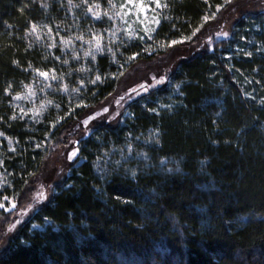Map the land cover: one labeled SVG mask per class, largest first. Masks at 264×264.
I'll use <instances>...</instances> for the list:
<instances>
[{"label": "trees", "instance_id": "1", "mask_svg": "<svg viewBox=\"0 0 264 264\" xmlns=\"http://www.w3.org/2000/svg\"><path fill=\"white\" fill-rule=\"evenodd\" d=\"M80 3L0 0V197L21 198L68 141L80 149L49 201L0 250V264H264V10L240 3L229 39L174 63L124 119L82 140L74 126L115 93L119 72L165 55L162 42L203 24L196 38L209 26L203 17L231 2L164 0L153 43L115 46V60L85 67L35 35L75 33ZM52 66L69 92L53 86L54 108L40 120L21 114L14 97ZM97 74L103 82L92 84Z\"/></svg>", "mask_w": 264, "mask_h": 264}, {"label": "rangeland", "instance_id": "2", "mask_svg": "<svg viewBox=\"0 0 264 264\" xmlns=\"http://www.w3.org/2000/svg\"><path fill=\"white\" fill-rule=\"evenodd\" d=\"M244 2H246L245 4H250L249 8L251 9L259 8V11L264 10V0H231V3L225 9L219 10L218 14L215 13L217 15H215V19L209 20L210 23L206 31L204 30L196 38L190 40L188 43H177L168 47V51L165 55L158 57L152 62L139 61L135 63L127 71H124L122 76L120 75L115 93L99 106L85 113L80 122L74 126V135L81 130L82 134H79V136L84 140L89 137L93 126L101 122L111 124L120 119H124L127 115L128 105L167 82L174 63L181 59L188 58L189 55H193L201 49L206 48L212 50L217 43L229 39L233 23L235 19L241 15V13L237 15V8L242 5L240 3ZM126 3L127 0H87V2L81 0L80 6L78 7V10H80L76 12L78 14L79 12L82 13L83 17L78 20L79 26L75 29V33L72 35L69 34V36L60 35L59 37H55L52 31L49 33L48 28H46V33L41 35V37L39 36L38 40L41 43L43 42V44L48 41H50L51 45L55 43V47L51 46L50 50L52 52L56 51L57 47H59L63 55L71 57L72 64L82 63L84 67L89 64H95L99 57L107 55L112 56V53L108 51V46H110L113 51V47L121 46L122 44H135L137 42L151 43L154 40L156 30L150 33L152 36L150 40L148 39V35L144 32V27L147 25L149 28L157 29L159 26L153 22V19H158L161 24L164 7L157 8L154 0H143L145 6L144 11H140L137 8H133L132 5H128V7L133 8V10L125 16L124 13L127 12L128 9L122 8L121 5ZM137 3H139V0H137ZM160 3L163 5L164 0H160ZM96 4L100 5L99 9L95 7ZM113 5H115V7H113ZM90 6L93 11L99 13V19L93 17L92 13L88 11ZM77 13H74V15L71 14V16L75 17ZM109 17L113 18L109 19ZM121 17H123V19H121ZM141 21H144V23H141ZM131 31H135L139 33L140 36H144V39L142 41L138 37L130 39L128 32ZM218 32H228L229 35L226 38L222 36L218 37L216 35ZM94 33L103 35V43L105 45V50L103 52L95 53V60H93L91 56L85 57L84 55V52L89 48V45L85 43V41L91 40ZM113 33H115L114 36ZM35 35H39V33ZM81 35L84 37L83 41L75 39V37ZM61 37L72 38L74 42L72 47L65 48L61 42ZM156 45L157 44H151L149 46L154 47ZM73 47L79 57L78 59L73 58ZM115 59L116 57L114 60ZM54 62L56 64L55 66H57V61L55 60ZM51 69L55 68L52 66L49 70L45 71H50ZM55 70L58 76L57 68ZM153 77H156V79L165 77L166 79L163 83L157 84ZM64 84H66L65 81L61 82L60 79L51 80L49 78L45 80V78L39 76L38 73L34 71L30 82L24 87V92L20 94L22 98L16 100V103L20 104V109L22 108L25 112H30L31 115H33V112L29 110L40 109L41 105L44 104L46 106L44 110H42L40 115L35 116L40 120L49 109L54 108L53 104H47L46 100L48 95L54 94L53 86L59 85L61 88ZM48 85H50V87ZM140 85L148 87V91L144 92L140 88ZM132 89H136L137 91L133 92ZM60 92L66 94L63 87L60 89ZM67 92H69V87ZM32 93H34V95H32ZM121 97H124V99L121 100ZM104 108H108L109 111L103 112ZM96 113L101 114L97 116ZM90 116H95V119L90 120L88 125L85 126L83 121ZM67 143V146L59 147L57 155L51 157V162L53 163H47V166H44L41 173L36 177L35 181L27 187L26 192L21 198L15 199L14 197L4 200V195L0 197V202L5 205V208H0V212L6 217L4 221H2L3 229L0 231V250L4 249L7 242L16 231L23 226L42 205L49 201L51 195L54 193L55 187L63 180V176L68 173L70 165L79 160V147L77 157L72 160L68 159L69 154L76 149V142L73 143L72 141H68ZM2 177L3 174L0 172V181ZM41 191L44 192L46 199L38 201L36 197ZM13 201L16 204L15 208H11V203ZM29 205H31V208H29ZM6 208H10V210L6 211ZM17 220L20 221L19 224H16Z\"/></svg>", "mask_w": 264, "mask_h": 264}, {"label": "snow or ice", "instance_id": "3", "mask_svg": "<svg viewBox=\"0 0 264 264\" xmlns=\"http://www.w3.org/2000/svg\"><path fill=\"white\" fill-rule=\"evenodd\" d=\"M85 2H87V0H85ZM154 2H155V4H156V7H157V8L167 7V6H168L167 4H163V5H162V4L160 3V0H154ZM230 2H231V0H225V3H230ZM128 5H132L133 8H137V9H139L140 11H144V10H145V6H144V3H143V0H139V3H137V0H127V3H126V4L121 5L122 8H127V9H128V11L124 13L125 16H127L128 13L131 12V11L133 10V8H129ZM223 6H224L223 4H218V5H216V11L218 12ZM95 7H96L97 9H99V8H100V5H99V4H96ZM113 7H115V5H113ZM21 11H23V9H21ZM88 11L92 13L93 17L99 19V13L93 11V9H92L91 6L88 8ZM112 18H113V17H109V19H112ZM137 18H138V17H137ZM121 19H123V17H121ZM210 19H215V13H212L211 15H206V16L203 17V20H204L205 22H207V21L210 20ZM153 22H154L157 26H159V24H160V21H159L158 19H155V18L153 19ZM141 23H144V21H141ZM201 28H203V24H201V25H199L198 27H196V28L192 31L191 35H189V36H183V37H181L179 40H175V39H173V40L168 41V42H162V43L159 45V47H161V48H164V47H171V46H173V45H175V44H177V43H184V42H186V41H189V40H191L192 37L196 36V34H197L198 32H200ZM31 30H32V32H36V30H37V25H36L35 23H32V25H31ZM155 30H156L155 28H149L147 25H145V27H144V32H145L146 35H148V39H150V40L152 39V36L150 35V33H151V32H154ZM48 31H49V33H51V31H52L51 28H48ZM114 35H115V33H113V36H114ZM216 35H217L218 37H221V36H222V37H225V38H226V37H228L229 33H228V32H218ZM128 36H129L130 39L133 38V37H138L141 41L144 39V36H140L139 33L135 32V31L128 32ZM37 38L39 39V35H37ZM75 39H77V40H82V41H83V40H84V37L81 35V36H77V37H75ZM103 39H104V37H103L102 34H99V35H98V34H95V33H94L93 36H92V39H91V40H87V41H85V43H87V44L89 45L88 50H86V51L84 52L85 57L91 56L92 59L95 60V59H96L95 53H96V52H103V51L105 50V45H104V43H103ZM61 42H62V44L64 45L65 48L72 47V45H73V43H74L72 38H64V37H61ZM51 46H52V47H55L56 45H55V43H53ZM72 50H73V58H74V59H78L79 57H78V55H77V53H76L74 47H73ZM108 51L111 52L113 58H115V55H116V54H115V52L112 51V48H111L110 46H108ZM144 51H148V49L145 48ZM140 54H141L140 52H135V53H133L130 57H128V60H132V61H134V60H135ZM247 55L250 56L251 53H247ZM56 59L59 60L60 57L57 56ZM14 63H17V64H18L19 62H18V61H14ZM63 63H64V64H67V63H69V61H68V60H64ZM120 67L123 68L124 65L121 64ZM79 71H86V69L81 68V69H79ZM36 72L38 73L39 76L45 78V80H47V79H49V78H50L51 80L63 79L62 76H61V77H58V76L56 75V70H55V69H51L50 71H41L40 69H36ZM123 74H124L123 72H119V75L122 76ZM153 79L156 80V83H157V84H160V83H163V82L165 81L166 78H165V77H161L160 79H156V77H153ZM90 82H91L92 84H96L97 82H101V83H102V82H103V78H102L101 75L97 74V75L95 76V79L91 80ZM80 83L83 84L84 81L81 80ZM48 86L50 87V85H48ZM62 87H63V90H64L65 92L68 91V85H67V84H64ZM177 87H179V85H177ZM10 88H11V85H9V86H8L7 88H5V90H4L5 93L8 94V95H11ZM140 88H141L144 92H147V91H148V87H146L145 85H140ZM73 91H74V92H79V88L73 89ZM132 91H133V92H136L137 90H136V89H132ZM137 94H139V93H137ZM32 95H34V93H32ZM21 98H22V97H21L19 94H17V95L14 97L15 100H19V99H21ZM120 99L123 100L124 97H121ZM51 103H52V101H50V100L47 101V104H51ZM262 103H264V101H262ZM81 106H83V107H88V105H87V104H84L83 102H81V104H78V105H77V107H81ZM45 107H46V106H45L44 104H42L40 109H31V110H29V111H32V112H33V116L35 117V116L40 115L41 112H42V110H44ZM55 107H56V108H59L60 105L57 104V105H55ZM108 111H109L108 108H104V109H103V112H108ZM149 111H156V110H155V109H149ZM20 112L23 113V115H28V112H25L24 109H22V108L20 109ZM67 114L70 115L71 113H67ZM100 114H101V113H96L97 116L100 115ZM16 118H17V117H16L15 114H13V115H11V116L9 117L10 120H15ZM3 119H4L3 116H0V121H2ZM63 119H64V117H59L55 122H53L52 127H55V126H56V123H59V121H60V120H63ZM92 119H95V116H90V117H88L87 119H85V120L83 121V124H84L85 126H87L88 123L90 122V120H92ZM3 135H4V133H3V132H0V136H3ZM36 147L39 148V147H41V145H40V144H37ZM129 150H131V149H130V146H129ZM13 151H14V149H13ZM78 153H79V149H78V148L74 149V150L69 154L68 159H69V160H72L73 158L77 157ZM117 163H119V162L117 161ZM169 171H171V169H169ZM132 175L135 176L136 173L133 171V172H132ZM3 199H4V200H8L9 198H8L7 196H5ZM36 199H37L38 201H39V200L46 199V196H45L44 192H42V191L39 192V193L37 194ZM15 207H16V204H15V202L13 201V202L11 203V208H15ZM0 208H5L4 203L0 202ZM29 208H31V205H29ZM5 210H6V211H9L10 208H6ZM19 223H20V221L17 220V221H16V224H19ZM33 227H37V226L34 225Z\"/></svg>", "mask_w": 264, "mask_h": 264}]
</instances>
